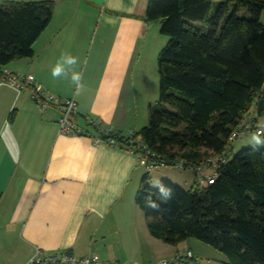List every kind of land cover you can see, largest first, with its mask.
Returning <instances> with one entry per match:
<instances>
[{
    "label": "crops",
    "instance_id": "1",
    "mask_svg": "<svg viewBox=\"0 0 264 264\" xmlns=\"http://www.w3.org/2000/svg\"><path fill=\"white\" fill-rule=\"evenodd\" d=\"M8 1L42 0L0 5ZM51 1L53 16L33 45L34 57L2 70L32 74L54 96L74 99L73 119L90 136L59 134L56 105L41 112L28 90L0 78L1 264H26L37 248L95 253L116 264H156L173 258L182 244L190 251L188 241L172 248L149 233L135 202L145 163L126 149L94 142L96 128L125 135L148 124L141 106L153 94V81L140 73L139 57L164 44L160 25L145 22L149 0ZM65 53L78 63L65 65L67 77L53 78ZM72 70L82 74L79 94ZM251 116L253 132L262 130L263 118Z\"/></svg>",
    "mask_w": 264,
    "mask_h": 264
},
{
    "label": "trees",
    "instance_id": "2",
    "mask_svg": "<svg viewBox=\"0 0 264 264\" xmlns=\"http://www.w3.org/2000/svg\"><path fill=\"white\" fill-rule=\"evenodd\" d=\"M53 12L51 0L0 5L1 69L34 57ZM263 13L264 0H149L145 22L160 25L168 41L157 59L159 94L148 124L133 137L107 136L93 126L97 137L126 150L140 137L158 167L191 170L227 157L213 184L200 187L195 179L184 190L163 178L159 184L171 190L164 198L145 174L135 196L154 238L171 246L197 239L224 254L225 264H264V148L232 155L229 142L247 115L264 117Z\"/></svg>",
    "mask_w": 264,
    "mask_h": 264
},
{
    "label": "built area",
    "instance_id": "3",
    "mask_svg": "<svg viewBox=\"0 0 264 264\" xmlns=\"http://www.w3.org/2000/svg\"><path fill=\"white\" fill-rule=\"evenodd\" d=\"M0 78L6 81L11 86L16 87L21 91L28 90L30 92L31 100L36 103L41 112H44L49 106L56 105L59 109L60 115L58 118V132L61 135H78V136H90V134L83 128H81L74 121L73 117L77 113V103L74 99L61 100L59 97L54 96L47 91L32 74L12 73L0 68ZM253 122L251 114L247 115L245 119L241 121L238 128L232 132L229 142L232 143L242 136L253 132L251 123ZM99 132L104 135H111V129H104L99 127ZM135 131H130L127 135L133 137ZM257 135H262L261 129L255 130ZM136 147L128 150L131 154L136 156L139 161L145 163V168L148 171L158 167V164L151 159L154 154L148 149L140 140V137H134ZM94 142L105 144L111 147H120L118 142L113 138L102 140L99 137L94 138ZM227 162V157L224 155L211 157L207 162L201 166L190 167L191 170L196 172V180L200 187L213 184L217 176V167ZM160 167H165L164 164H160ZM177 169L184 170V166L177 164ZM209 169V173H205ZM187 258L192 257L190 251H186ZM182 257L176 254L171 261L161 260L156 264H179ZM26 264H116L102 259L99 255L92 253L85 257H77L69 251H61L52 254H46L41 249L37 248L33 256L28 260Z\"/></svg>",
    "mask_w": 264,
    "mask_h": 264
},
{
    "label": "rangeland",
    "instance_id": "4",
    "mask_svg": "<svg viewBox=\"0 0 264 264\" xmlns=\"http://www.w3.org/2000/svg\"><path fill=\"white\" fill-rule=\"evenodd\" d=\"M246 13L244 11L240 12V15L244 16ZM260 22L264 25V13L261 16ZM196 24V23H194ZM161 29V27H160ZM163 36V35H162ZM164 38V44L162 45L161 48H155V52L148 50L146 51L142 56L139 57V62L140 64L145 67L141 68L143 72H140L142 74H147L150 78L151 81H153V94L149 93L148 97L146 98V102L141 106V109L143 110V115L148 119V107L151 104H155L158 98L159 94V73H158V65H157V59L158 55L161 51V49L166 45L168 39L167 37L163 36ZM152 95V96H151ZM62 100V99H61ZM64 100V99H63ZM263 119L259 120V125L262 130H264V117ZM147 123V122H146ZM147 125V124H146ZM127 135V134H125ZM253 136H260L264 138V133L263 135H257L256 132L254 131L253 133H248L242 138L235 140L232 143V155L237 154L239 151L243 149H248L250 148L249 146V140ZM205 173H209V169L205 171ZM150 177L149 185L151 188L155 189V185L159 184L161 179L160 177H169L174 178L176 180L182 181L183 184L177 185L180 188L184 190H188L190 188L191 184H186L185 183V178L187 181H190V183H193L195 181L194 174L190 170H181L177 169L176 167L172 166H165V167H156L151 171H148L146 173ZM188 246L190 248V251L193 253V258L194 260H190L188 263H182V264H225L227 263V259L224 254L220 253L219 251L215 250L211 246H208L197 239H188L187 240ZM173 248V246H172ZM179 251L177 254H179L183 260H186V249L184 248V245L179 246ZM176 256V255H175ZM174 256V257H175ZM3 257V254L0 253V258ZM173 258L169 259L168 261H172ZM1 264V260H0Z\"/></svg>",
    "mask_w": 264,
    "mask_h": 264
},
{
    "label": "clouds",
    "instance_id": "5",
    "mask_svg": "<svg viewBox=\"0 0 264 264\" xmlns=\"http://www.w3.org/2000/svg\"><path fill=\"white\" fill-rule=\"evenodd\" d=\"M78 63V59L74 56H71L67 53L62 54L60 59L57 61L56 65L52 68L53 78H59L61 76L67 77L68 74L65 72V65L74 66ZM72 83L76 86L77 94L81 93L84 90V85L82 83V74L78 71L72 70L71 72ZM249 146L253 151H258L261 148H264V138L260 136H253L249 140ZM160 196L164 198L171 197V190L163 186L162 184L155 185ZM146 203L151 207V197H146Z\"/></svg>",
    "mask_w": 264,
    "mask_h": 264
}]
</instances>
